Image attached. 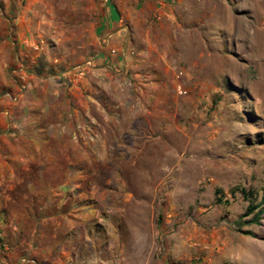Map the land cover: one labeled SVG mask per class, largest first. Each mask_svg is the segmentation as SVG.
Returning a JSON list of instances; mask_svg holds the SVG:
<instances>
[{
    "label": "rangeland",
    "instance_id": "1",
    "mask_svg": "<svg viewBox=\"0 0 264 264\" xmlns=\"http://www.w3.org/2000/svg\"><path fill=\"white\" fill-rule=\"evenodd\" d=\"M165 1L0 0V264H264V0Z\"/></svg>",
    "mask_w": 264,
    "mask_h": 264
},
{
    "label": "crops",
    "instance_id": "2",
    "mask_svg": "<svg viewBox=\"0 0 264 264\" xmlns=\"http://www.w3.org/2000/svg\"><path fill=\"white\" fill-rule=\"evenodd\" d=\"M166 2L165 0H105L103 13H101L103 27L101 29L103 30L102 34H104V37L113 38L112 42L114 41V45L106 55L100 54L98 56L99 64L109 65L114 59V65L122 63L121 54H126L131 47L128 40L131 27L134 28L140 19L144 21L149 13L154 14L155 9L156 13L161 15V6H164ZM122 22H125V24L121 26ZM114 27L115 31H113ZM124 36L126 39L122 42ZM120 44L122 45L121 54H117L118 50L116 47ZM54 95H57V93H54ZM49 113L50 111L48 110L47 114ZM38 131H42L41 128ZM44 137L48 138L49 135L47 134Z\"/></svg>",
    "mask_w": 264,
    "mask_h": 264
},
{
    "label": "trees",
    "instance_id": "3",
    "mask_svg": "<svg viewBox=\"0 0 264 264\" xmlns=\"http://www.w3.org/2000/svg\"><path fill=\"white\" fill-rule=\"evenodd\" d=\"M217 202L220 203V199L219 198L217 199ZM249 209L252 210L253 208H249Z\"/></svg>",
    "mask_w": 264,
    "mask_h": 264
},
{
    "label": "bare ground",
    "instance_id": "4",
    "mask_svg": "<svg viewBox=\"0 0 264 264\" xmlns=\"http://www.w3.org/2000/svg\"><path fill=\"white\" fill-rule=\"evenodd\" d=\"M256 254V253H255Z\"/></svg>",
    "mask_w": 264,
    "mask_h": 264
}]
</instances>
